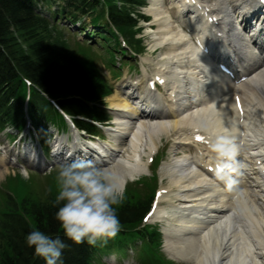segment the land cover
<instances>
[{
  "label": "bare ground",
  "instance_id": "obj_1",
  "mask_svg": "<svg viewBox=\"0 0 264 264\" xmlns=\"http://www.w3.org/2000/svg\"><path fill=\"white\" fill-rule=\"evenodd\" d=\"M169 1L172 7H165L160 0H151L146 11L151 14L153 22L158 24L153 32V46L165 47L163 56L166 60L158 64L157 72L165 73L169 80V94L173 95L169 98L170 107L158 115L143 114L140 119H133L137 112L133 104L116 102V93L109 97L111 107L117 110L112 135L118 139L127 134L130 144L126 156L122 155L113 161L111 168L119 173V179L125 183L128 178L143 171L144 161L141 158L145 152L152 151V145L160 134L171 132L175 138L174 144L182 149L185 146L183 143L190 142L196 127L207 135L211 133L208 139L212 140V147L217 146L212 148L200 144L209 156L208 160H201V163L211 165L218 151L223 149L231 156L232 161L238 153L247 156L251 165L246 163L244 167L251 166L249 170L252 171L255 169L254 164H257L255 161H264V71L251 68L255 64L253 58L249 57L246 69L250 76L237 86H229L227 81L213 72L205 75L203 68H207L206 72L211 70L207 57L197 54L198 50L193 48L175 24L176 19L171 16V12L182 16L184 8L189 5L186 0ZM216 1L218 4L207 5L204 0H198L201 8L196 9L194 15H189L186 25L195 26L192 17H202L204 11L209 10L211 13L219 8L226 29L228 5L233 4L232 1L234 7L241 3L250 5L253 0H231L229 3L225 0ZM171 8L175 10L172 11ZM199 28L201 31H198ZM212 28L222 31V28H216L213 24H208L206 28L205 22L198 24L194 30L201 39L206 29L212 32ZM228 30H232V26H228ZM12 32L14 30L10 29L7 34L11 35ZM35 32L38 33L39 30L36 29ZM212 33L219 37L216 31ZM235 38L243 44V40L237 35ZM244 52L248 54L249 50L244 49ZM191 90L194 92L190 100L188 93ZM138 92L141 93L142 90ZM234 93H239L243 99L242 114H238L230 104L229 99ZM239 141L243 143L242 146ZM101 152L105 156L101 161L111 162L110 153L106 150ZM4 158L5 156L0 157V167L8 163ZM181 161L189 162L188 157L180 156L169 160L163 167L172 175L170 180L174 185L173 197L178 201V206L175 207L177 212L169 213L162 208V213H167L168 219L173 222L170 223V228L163 230H173L174 235L183 239V243L189 247L187 251H180L174 248L171 239L165 237L167 248L173 249L174 257L194 261L196 264H264L263 206L256 202L258 195L264 198L260 194L263 189L259 188L255 194L253 191L257 187H249L247 180L243 182L245 177L240 176L243 171L240 164L243 161H238L239 168L235 170L239 174L235 177V182L228 181L223 189L218 188L195 167H177ZM259 168L264 171V164ZM4 171L0 168V179ZM228 175L232 180L233 174ZM237 181H240V185L232 189L231 186L236 185ZM194 233L196 236L192 237Z\"/></svg>",
  "mask_w": 264,
  "mask_h": 264
},
{
  "label": "trees",
  "instance_id": "obj_2",
  "mask_svg": "<svg viewBox=\"0 0 264 264\" xmlns=\"http://www.w3.org/2000/svg\"><path fill=\"white\" fill-rule=\"evenodd\" d=\"M96 1L67 0V3L81 11L88 7L92 11L97 6ZM107 1L110 3L109 13L113 23L122 29L130 26L133 20L125 5L140 1ZM115 1L121 2L122 6L117 8ZM10 29L14 30L11 35L7 34ZM36 29L39 30L38 33L35 32ZM87 62L69 50L61 32L53 35L45 20L36 17L28 4L18 0H0L1 124L9 121L15 123L19 118L18 104L25 95L22 76L31 82L29 109L36 118L39 119V110L45 104L35 87L50 97L59 98L60 105L69 111L90 114V109L76 99L80 96L97 98L101 93V84L84 65ZM12 98L15 101L9 105ZM54 198L55 195H52L48 199L36 201L31 196H26L20 202L8 201L12 206L7 204L0 211V264H44L43 259L34 256L32 249L26 246L24 237L33 227H38L49 235H56L61 231L58 222L53 219L56 210L52 204ZM146 204L136 194L126 193L117 206L122 227L131 229L130 221L142 214ZM108 242L114 243L112 239ZM67 243L71 246L64 250V264H92V255L100 246L87 243L76 245L71 241Z\"/></svg>",
  "mask_w": 264,
  "mask_h": 264
},
{
  "label": "clouds",
  "instance_id": "obj_3",
  "mask_svg": "<svg viewBox=\"0 0 264 264\" xmlns=\"http://www.w3.org/2000/svg\"><path fill=\"white\" fill-rule=\"evenodd\" d=\"M21 175L24 180L30 179L27 171ZM55 184L53 219L61 231L49 235L33 227L24 237L26 246L44 264H64V250L71 246L67 241L103 245L121 228L117 206L124 199L125 183L116 170L78 158L59 165Z\"/></svg>",
  "mask_w": 264,
  "mask_h": 264
},
{
  "label": "rangeland",
  "instance_id": "obj_4",
  "mask_svg": "<svg viewBox=\"0 0 264 264\" xmlns=\"http://www.w3.org/2000/svg\"><path fill=\"white\" fill-rule=\"evenodd\" d=\"M145 25L146 24H143V26ZM147 32H149L147 33V35L150 38L145 40V43L147 44V49H148L147 52H150L151 41L153 40V37H152L150 29L147 30ZM74 37H76L75 34H71L69 35L68 39H69V42L71 43L70 44L71 48L77 51L78 46L74 43ZM79 39L80 40H86V39L90 40L89 38H84L83 35ZM97 48L95 49L97 51H100V49H97ZM161 52H162L161 50L155 52L153 57L158 59ZM86 53L90 56L96 57V55L91 54L89 50H87ZM112 54L113 52L110 48L105 49L102 55L99 54L100 61L106 65L108 70L117 69L116 67L110 65L108 63V60L106 61V57H109ZM129 65L132 69L134 68L132 64L129 63ZM52 119L55 122V124L61 127V121L56 116H52ZM1 140L3 141L2 136H1ZM126 148H128L127 145H126ZM58 167L59 166L54 167V169L48 174L30 171V175H29L30 179L28 180L23 179L20 173L23 170H20V172H18L17 170L16 171L14 170V173H12L13 171H10L11 169H9L8 173H6V170H5L4 176L0 179V198L3 199L5 198V196L9 194L13 196L15 201H18V202H20L26 195L31 196L36 201L37 199H40V200L48 199L51 195L56 194L55 173ZM160 175L162 176V173H160ZM167 179L168 178H165L162 181L165 184H169V181ZM182 248L185 250L189 249V247L184 244H182ZM121 256H123V258H128L129 256H128L127 250L124 252H121ZM135 260H137L139 264H162L164 263V261L159 259L158 256H155L154 254H152V252L143 253V252H140L139 250L136 251ZM184 264H193V262L186 263L184 261Z\"/></svg>",
  "mask_w": 264,
  "mask_h": 264
},
{
  "label": "snow or ice",
  "instance_id": "obj_5",
  "mask_svg": "<svg viewBox=\"0 0 264 264\" xmlns=\"http://www.w3.org/2000/svg\"><path fill=\"white\" fill-rule=\"evenodd\" d=\"M198 139L200 138V137H197ZM157 195H159V193H157ZM149 215H151V213H149ZM148 217H145V219H147Z\"/></svg>",
  "mask_w": 264,
  "mask_h": 264
}]
</instances>
